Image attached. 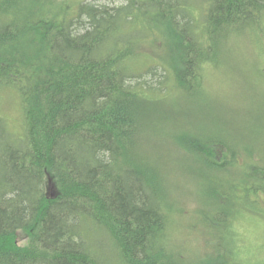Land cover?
<instances>
[{
    "label": "trees",
    "instance_id": "obj_1",
    "mask_svg": "<svg viewBox=\"0 0 264 264\" xmlns=\"http://www.w3.org/2000/svg\"><path fill=\"white\" fill-rule=\"evenodd\" d=\"M104 1L0 0V264L179 263L167 163L147 146L162 116L145 107L198 83L236 41L257 48L264 0ZM193 139L176 146L206 169L232 173L245 152L224 142L202 154ZM263 155L212 178L204 205L217 206L202 208L227 264H251L235 222L264 218Z\"/></svg>",
    "mask_w": 264,
    "mask_h": 264
},
{
    "label": "rangeland",
    "instance_id": "obj_2",
    "mask_svg": "<svg viewBox=\"0 0 264 264\" xmlns=\"http://www.w3.org/2000/svg\"><path fill=\"white\" fill-rule=\"evenodd\" d=\"M123 1L108 2L118 4ZM262 39L257 48L252 42L236 41L219 63L205 64L201 68L198 83L188 87L175 85L156 99L157 104L145 107L146 112H160L162 116L159 127L162 133L159 129L151 132L147 146L154 147L160 160L167 163L166 187L176 202L172 210L169 207L170 229L167 233L179 259L177 264H227L216 256L220 242L208 234L202 208L211 212L217 206L214 198L204 205L209 193L217 187L212 178L223 181L228 174H242L240 165L244 161L257 159L260 152L264 154V36ZM162 73L156 74L154 85ZM3 106L11 124H17L20 115L15 96L10 93L4 96ZM184 134L194 138L191 143L202 154L211 144L218 149L224 142L245 152L237 157V167L232 173L227 167L216 171L205 163L206 169L202 164L204 159L199 158L206 157L196 155L192 148L176 146L177 136ZM201 144L204 147L200 148ZM213 148L208 151V157L213 154ZM251 150L252 153H247ZM222 190L225 191L224 187ZM253 218L247 216L241 223L235 222L243 237L241 257L250 258L251 264H264V218ZM221 225L222 222L219 227ZM217 233L223 235L220 231ZM18 240L22 243L20 236Z\"/></svg>",
    "mask_w": 264,
    "mask_h": 264
}]
</instances>
